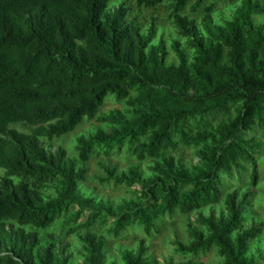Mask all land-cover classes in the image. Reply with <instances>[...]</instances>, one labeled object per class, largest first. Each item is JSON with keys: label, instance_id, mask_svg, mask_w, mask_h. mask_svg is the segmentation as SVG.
Segmentation results:
<instances>
[{"label": "trees", "instance_id": "trees-1", "mask_svg": "<svg viewBox=\"0 0 264 264\" xmlns=\"http://www.w3.org/2000/svg\"><path fill=\"white\" fill-rule=\"evenodd\" d=\"M112 1L0 0V264H53L51 255L34 260L41 245L37 231L51 228L72 207L79 213L92 209L94 201L78 191L86 172L77 168L92 158L110 157L128 146L138 162L161 160L154 168L160 182L152 185V193L145 192L146 203L112 214L114 236L136 227L148 237L160 220L219 203L222 177L242 181L243 164L253 162L255 149L244 136L257 123L264 130V60L258 61L259 55L264 59V33L249 23L250 2L225 27H217L216 5L194 0L192 11L204 14L202 28L185 15L192 0L169 5L180 37L195 52L191 66L179 43L174 45L179 65H168L165 44L152 46L155 28L144 36L136 21L128 20L130 9L109 10ZM167 1L138 0V6L156 9ZM133 91L139 92L136 104L151 102L160 110L131 119L120 112L98 119L115 127L81 137L75 161L67 160L64 151L52 154L44 148L41 140L54 143L74 133L86 120L97 119L108 98L123 102ZM169 100L198 109H178ZM237 102H243V111L217 130L221 148L204 156V169L190 173L168 156L175 135L186 139L193 124ZM107 173L103 184L142 183L137 170L131 179L117 178L115 170ZM251 179L256 180L255 173ZM56 183L62 192L44 198L42 191ZM225 204L229 219L202 221L209 236L192 232L189 246L177 243L181 254L197 257L216 248L224 264H253L247 252L259 229L234 240L245 204L238 203V192L228 195ZM92 211L86 228L100 218L105 222L108 213ZM86 243L88 264H105L104 239L90 235ZM147 252L142 242L136 252L123 255V262L149 264Z\"/></svg>", "mask_w": 264, "mask_h": 264}, {"label": "rangeland", "instance_id": "rangeland-1", "mask_svg": "<svg viewBox=\"0 0 264 264\" xmlns=\"http://www.w3.org/2000/svg\"><path fill=\"white\" fill-rule=\"evenodd\" d=\"M174 0H168L156 9H146L138 6V0H113L109 10L114 12L121 7L130 9L129 21L135 20L140 26L141 33L147 36L152 27L156 34L152 41V46L165 44L168 65H179L178 56L174 50V45L179 43L185 51L188 63H194L195 52L187 47L186 39L180 37L174 24V19L168 10ZM251 4L254 12L249 19L254 30L264 33V2L262 0H208L207 5H216L213 12V21L217 27H225L241 11L243 3ZM192 0L187 7L185 15L190 20H195L201 27L202 11L193 12ZM201 36L208 40L207 35L201 29ZM264 59L259 55L258 61ZM139 95L138 91H133L131 97L123 102H118L114 97L108 98L101 108L96 120H86L74 133L62 139L49 143L41 140L44 148L57 154L66 152V159L75 161L77 157L78 140L81 137L89 138L103 130L110 132L115 126L110 123L100 122V118H108L120 112L126 119H131L138 113L151 114L160 110L151 102L136 104ZM166 98L164 97V100ZM167 103L178 109H198L192 104L181 103L169 100ZM243 111V102H237L228 106L227 112H217L211 114L202 122L191 126L186 139L181 135H175L173 142L175 148L168 153L169 157H174L178 165L183 166L188 172L194 173L205 168L204 156L221 148L220 138L217 130L235 120ZM264 120V114H263ZM23 130L21 127H17ZM255 152H252L253 162L243 164V179L237 178L227 180L222 177L223 195L219 203L203 206L201 209L189 214L177 212L174 217L160 220L157 229L151 236L145 235L138 228H133L129 232L114 236L111 233L114 224L113 213L120 214L123 211L134 210L146 203L145 192L152 193V185L160 182L159 175L154 171L161 160H148L138 162L129 153V147L125 146L121 151H115L110 157L101 155L86 163L78 164V170L86 172V180L79 184V193L88 200H93L92 209H87L79 213L78 207H72L70 211L60 218L51 228L37 232L40 235L41 245L34 252L35 262L51 255L53 264H88V236L95 235L105 241V264H124L123 255L127 252H136L142 242L148 249L147 259L149 264H224L225 259L219 254L218 249L213 248L207 254L197 257L186 256L178 251L177 243L189 246L193 239L192 232L209 236L208 229L201 223L204 220L214 219L215 221L228 220L229 214L226 209V197L234 192H238V203H244V217L241 228L235 232L233 239L238 235L245 234L254 229H259L256 239L249 244L247 258L253 264H264V130L260 123L244 136ZM107 170H115L117 178L131 179V172L137 170L141 176L142 183H137L132 187L126 185L103 184L100 179H107ZM256 174V180L252 182L251 175ZM237 174V171H235ZM3 173L0 171V177ZM62 192L60 183L51 185L42 191L44 198H55ZM99 208L105 210L107 216L105 222L100 218L91 228H86V224L92 210ZM77 220L74 217L78 215ZM28 231L32 229L28 228ZM76 230V231H72ZM12 232V228H10ZM35 231V230H34ZM7 246L3 247V252H8Z\"/></svg>", "mask_w": 264, "mask_h": 264}]
</instances>
